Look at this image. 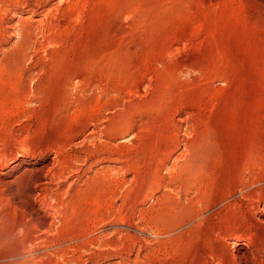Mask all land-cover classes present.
<instances>
[{
	"label": "rangeland",
	"instance_id": "rangeland-1",
	"mask_svg": "<svg viewBox=\"0 0 264 264\" xmlns=\"http://www.w3.org/2000/svg\"><path fill=\"white\" fill-rule=\"evenodd\" d=\"M263 211L264 0H0V264H264Z\"/></svg>",
	"mask_w": 264,
	"mask_h": 264
},
{
	"label": "bare ground",
	"instance_id": "bare-ground-1",
	"mask_svg": "<svg viewBox=\"0 0 264 264\" xmlns=\"http://www.w3.org/2000/svg\"><path fill=\"white\" fill-rule=\"evenodd\" d=\"M262 214H263V217H262L260 220H261V223L264 224V211H263ZM259 244H260V243H259ZM255 245H257V247H255V248H256V251H257V248L259 249V247H258L259 245H258V244H255ZM260 245H262V244H260ZM261 248L263 249L264 247H261ZM249 251H250V250H249ZM254 251H255V250H254ZM258 252H259V251H258ZM258 254H259V253H258ZM242 256H243V254H242ZM242 256H241V257H242ZM252 256H253V254H252ZM241 257H240V258H241ZM243 257H245V256H243ZM254 257H255V256H254ZM254 257H253V258H254ZM232 259H233V258H232ZM247 259H248V258H247ZM239 260H240V259H239ZM249 260H250V259H249ZM244 261H246V257H245V260H244ZM244 261H243V262H244ZM252 262H254V261H252ZM252 262H251V263H252ZM221 263H222V262H221ZM246 263H247V262H246ZM237 264H238V263H237ZM240 264H241V263H240ZM248 264H249V262H248Z\"/></svg>",
	"mask_w": 264,
	"mask_h": 264
}]
</instances>
